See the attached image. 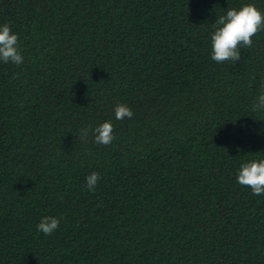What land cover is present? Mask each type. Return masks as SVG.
Here are the masks:
<instances>
[{
  "label": "trees",
  "instance_id": "16d2710c",
  "mask_svg": "<svg viewBox=\"0 0 264 264\" xmlns=\"http://www.w3.org/2000/svg\"><path fill=\"white\" fill-rule=\"evenodd\" d=\"M249 3L264 13V0H0L24 57L0 61V264H264V195L237 182L264 159V31L235 64L211 59L216 18ZM105 121L107 146L91 132ZM46 216L61 218L51 236Z\"/></svg>",
  "mask_w": 264,
  "mask_h": 264
},
{
  "label": "clouds",
  "instance_id": "9594fccd",
  "mask_svg": "<svg viewBox=\"0 0 264 264\" xmlns=\"http://www.w3.org/2000/svg\"><path fill=\"white\" fill-rule=\"evenodd\" d=\"M214 31L211 34V59L218 63L232 62L235 64L241 59V49L251 48L252 37L258 32L264 31V13L254 4L249 3L239 10L228 9L226 14L216 18L212 25ZM0 61L21 65L24 57L19 46L18 34H15L10 25H0ZM254 111H264V85L259 96L253 103ZM115 118L123 120L131 119L133 111L126 104H118L114 108ZM89 129L81 133V139L88 135ZM94 143L110 145L115 139L114 128L111 121H105L94 129H91ZM100 180L96 172L86 177V186L90 192H94ZM237 182L242 186L250 187L252 194L264 195V159L253 160L240 165ZM61 218L46 216L37 225V230L44 235L51 236L60 225Z\"/></svg>",
  "mask_w": 264,
  "mask_h": 264
}]
</instances>
